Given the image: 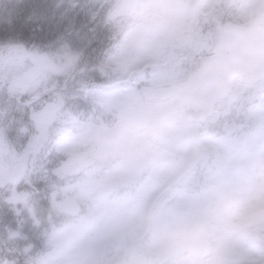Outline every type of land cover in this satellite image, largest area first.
<instances>
[{"label":"rangeland","instance_id":"1","mask_svg":"<svg viewBox=\"0 0 264 264\" xmlns=\"http://www.w3.org/2000/svg\"><path fill=\"white\" fill-rule=\"evenodd\" d=\"M216 1L167 0L165 18L130 41L120 10L125 0H66L57 20L66 35L75 33L74 37L89 42L98 28L111 25L109 44L114 47L101 62L96 61L95 69L78 61L80 51L70 46L71 37L61 48L52 47L50 53L37 47L5 53L0 59V188L10 190L5 200L23 203L31 196L30 188L21 192L16 185L29 172L51 189L55 197L49 203L56 214L50 208L33 206L28 214L30 223L42 225L36 233L35 227L29 230V237L3 228L0 220V257L11 251L17 259L8 261L10 264H46L51 246L64 243L73 258L85 255L87 264L112 263L123 256L131 264H174L159 244L141 234L145 213L151 209L165 218L189 215L200 208L202 192L210 183L223 180L235 184L245 172L241 152H234L227 161L221 158V149L233 146L239 138L227 132L244 130L239 121L232 122L233 129L227 131V123L214 124L219 111L211 116V122H200L195 108L164 98L172 84L183 81L198 67L201 53L210 50L226 28L227 21H220V29L216 27ZM246 2L226 0L231 21L237 22ZM196 3L197 19L193 12ZM250 15H264V3L254 5ZM158 38L166 46H161ZM90 71L92 75L87 73ZM113 73L117 75L112 77ZM140 81L143 85L135 87ZM52 85L58 90L41 103H30L29 96ZM67 85L75 91L65 88ZM76 91L80 96L86 92L105 112L116 111L109 118L110 133L104 140L99 137L96 118L81 120L69 112L63 98L74 99ZM53 93V99L46 100ZM21 94L30 95L25 98ZM244 94L251 96L245 99ZM26 105L31 106L30 111ZM219 105L233 120L242 115L254 118V126L264 125V79L255 86L235 81L231 94ZM11 106L18 110L11 132L18 149L8 148L5 142L4 130L13 118ZM165 107L173 109L172 116L159 126H149L147 114ZM197 142L201 162L209 170L207 184L201 189H193L196 179L190 168ZM86 150L91 151L96 168H87L83 161ZM77 152L79 155L70 157ZM20 155L24 159L15 161ZM60 158L66 159L54 161ZM42 159L55 163L44 164ZM83 171L85 177L74 181L72 175ZM214 239L223 243L233 261L249 253L244 237L216 232Z\"/></svg>","mask_w":264,"mask_h":264},{"label":"clouds","instance_id":"2","mask_svg":"<svg viewBox=\"0 0 264 264\" xmlns=\"http://www.w3.org/2000/svg\"><path fill=\"white\" fill-rule=\"evenodd\" d=\"M260 3L264 0H247L236 24L219 37L214 50L236 72L248 65H264V15H250ZM168 6L167 0H125L120 10L127 38L134 41L160 23ZM234 152L243 154L242 179L235 184L210 183L197 211L168 218L151 209L145 213L141 234H148L173 257L174 264H264V125L242 130L233 146L221 149V158L227 161ZM216 232L244 237L248 255L233 261L223 243L214 239ZM46 264H87V257L73 258L66 244L54 243Z\"/></svg>","mask_w":264,"mask_h":264},{"label":"trees","instance_id":"3","mask_svg":"<svg viewBox=\"0 0 264 264\" xmlns=\"http://www.w3.org/2000/svg\"><path fill=\"white\" fill-rule=\"evenodd\" d=\"M63 6L64 2L61 3L59 0H0V47L2 49L12 46H23L26 49L38 47L42 51H49L52 47L59 46L57 44L60 41L61 27L56 24L55 18ZM107 39L106 33L100 35L98 33L80 54V58L84 60L88 58L90 66V61L98 60L107 48ZM82 103L91 109L95 108L90 113L95 117H101L95 103L84 99ZM6 138L9 142L7 134ZM1 212L3 224L8 222L10 227L16 228L12 207L5 206Z\"/></svg>","mask_w":264,"mask_h":264},{"label":"water","instance_id":"4","mask_svg":"<svg viewBox=\"0 0 264 264\" xmlns=\"http://www.w3.org/2000/svg\"><path fill=\"white\" fill-rule=\"evenodd\" d=\"M233 26L230 27L231 30ZM264 69V65H248L244 71L236 72L233 70L232 66L226 63L221 58H217L213 56L204 63L200 72L193 77L189 83L185 85H179L175 88L179 89V96L182 94V99L186 100L187 102H194L201 108L203 111L208 112L210 111L211 103L218 92H223L226 94V88L229 84H221L220 79L223 76L229 75L230 71H232V75L240 74L246 79H256L261 75V71ZM207 73H215L217 79L214 83L210 85H205L201 83V78ZM232 76L229 77L228 81H230ZM183 91V93H182ZM194 93H198L200 97H195ZM170 97H175L173 94H169ZM117 264H127L124 259L119 261Z\"/></svg>","mask_w":264,"mask_h":264},{"label":"bare ground","instance_id":"5","mask_svg":"<svg viewBox=\"0 0 264 264\" xmlns=\"http://www.w3.org/2000/svg\"><path fill=\"white\" fill-rule=\"evenodd\" d=\"M0 52H2L3 55H5V53H8L6 50L2 49L0 47ZM3 55H0V59L3 57Z\"/></svg>","mask_w":264,"mask_h":264}]
</instances>
